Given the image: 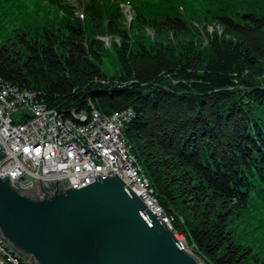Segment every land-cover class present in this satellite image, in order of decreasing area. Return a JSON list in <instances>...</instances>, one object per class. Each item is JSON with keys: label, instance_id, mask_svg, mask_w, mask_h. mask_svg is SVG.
I'll return each instance as SVG.
<instances>
[{"label": "trees", "instance_id": "16d2710c", "mask_svg": "<svg viewBox=\"0 0 264 264\" xmlns=\"http://www.w3.org/2000/svg\"><path fill=\"white\" fill-rule=\"evenodd\" d=\"M0 38V84L65 117L133 111L126 144L197 254L264 264V0H0Z\"/></svg>", "mask_w": 264, "mask_h": 264}, {"label": "water", "instance_id": "95a60500", "mask_svg": "<svg viewBox=\"0 0 264 264\" xmlns=\"http://www.w3.org/2000/svg\"><path fill=\"white\" fill-rule=\"evenodd\" d=\"M26 177L0 178V242L26 264H196L117 175L77 188Z\"/></svg>", "mask_w": 264, "mask_h": 264}, {"label": "built area", "instance_id": "2783aa9c", "mask_svg": "<svg viewBox=\"0 0 264 264\" xmlns=\"http://www.w3.org/2000/svg\"><path fill=\"white\" fill-rule=\"evenodd\" d=\"M70 113H77L78 121H70V116L65 117L59 112L36 110V102L26 101L23 93L0 90V148L5 153L0 160V178L7 175L12 183L23 175L25 178L18 185L27 188L31 186V181L26 175L38 180L40 172V181L66 179L69 187L77 188L92 182L97 175L105 177L115 174L164 223L180 248L196 264H201L197 255L187 251L186 241L180 240L179 233L167 226L161 210L149 198L141 182L134 179L132 165L129 159H125L120 143V121L127 116L118 117L113 122H100L92 115H84L82 111ZM74 131L83 132L90 156H97L100 166H83L82 149L70 139V132ZM0 264H16L14 257L7 256V247L1 242Z\"/></svg>", "mask_w": 264, "mask_h": 264}, {"label": "bare ground", "instance_id": "6f19581e", "mask_svg": "<svg viewBox=\"0 0 264 264\" xmlns=\"http://www.w3.org/2000/svg\"><path fill=\"white\" fill-rule=\"evenodd\" d=\"M0 90H11L13 94H25L26 101H35L36 102V110L47 112V113H58V111L54 109L47 108L45 104L38 100L37 94L28 90H21L17 88L16 86H12L9 83L8 84H0ZM84 115H92L93 118L99 120L100 122H113L118 117H126V119L120 121V143L121 146L124 149L125 159H129L130 163L132 165V173L134 174V179L139 180L143 187L146 189V192L149 194V198L159 207L161 210L162 217L164 221H167V226H172V217L168 216L164 210L160 207V205L157 202V199L154 195V190L151 187L148 179L143 175L142 168L137 162V159L130 151L129 146L126 144L125 136H124V130L127 126V124L132 120L134 117V113L132 110H125L120 113H113L111 115H105L99 112L97 109L91 107V109L87 111H82ZM70 121H78V114L77 113H70ZM70 139L73 141V143L78 146L79 149H82V162L83 166L86 167H93V166H100V159L97 156H90V148H87V140L84 139L83 132L81 131H74L70 132ZM197 254V252H196ZM195 254V255H196ZM7 256L8 257H14V263L16 264H26L22 259L17 257L12 251H10L7 248ZM198 261L201 264H210L203 256L197 255Z\"/></svg>", "mask_w": 264, "mask_h": 264}, {"label": "rangeland", "instance_id": "374dc122", "mask_svg": "<svg viewBox=\"0 0 264 264\" xmlns=\"http://www.w3.org/2000/svg\"><path fill=\"white\" fill-rule=\"evenodd\" d=\"M64 1L70 2V4H72L76 8L77 0H64ZM121 9H122V13H123V16H124V22H125V24H128L134 17L133 12H132L131 8L128 5H125V4H121ZM75 14L77 16H79V15L81 16V12L77 11V9L75 11ZM214 32H216L217 34H220V33H222V30L216 24L210 25V26H208L206 28V34H208L209 36L212 33H214ZM147 34L151 35V33L149 31H147ZM98 39L104 42V45H105L106 48L107 47L110 48V45H111V43L113 41H115L116 43H119V41L117 39L110 38V37H108L106 35L102 36V37L99 36ZM202 41H203V43H206V39L204 37L202 38ZM110 51H111V49L106 51L105 57H104V60H103V68H104L103 70H104V73H105V76H106V80L109 77L110 78H112L114 76L117 77L119 75V72H120V65H119V63L117 61V58L114 56L113 52H110ZM107 82H110V80H107ZM233 83L237 84V81H235ZM103 84H105V81L103 82ZM26 114H28V113L26 112ZM17 115H19V113L16 114L15 116L17 117ZM172 226H173V221H172ZM173 229H175L174 226H173ZM179 236H180L179 237L180 240H182L184 242L186 241L185 237L183 235L179 234ZM185 246L188 249L187 251H189V253L191 255L196 254V251H195L193 246H189L187 244V242L185 243ZM196 255H198V254H196Z\"/></svg>", "mask_w": 264, "mask_h": 264}]
</instances>
